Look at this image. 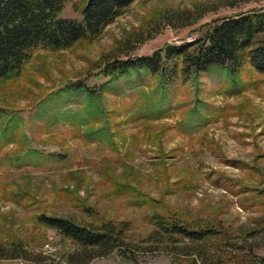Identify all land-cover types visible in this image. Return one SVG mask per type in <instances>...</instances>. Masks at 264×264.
<instances>
[{
	"label": "rangeland",
	"instance_id": "rangeland-1",
	"mask_svg": "<svg viewBox=\"0 0 264 264\" xmlns=\"http://www.w3.org/2000/svg\"><path fill=\"white\" fill-rule=\"evenodd\" d=\"M82 8L70 0L60 17L81 21ZM261 11L264 0H136L1 79L0 264H71L81 246L42 216L128 224L132 260L90 264H264V75L248 60L188 72L163 54L150 70L116 69ZM160 220L226 236L193 243Z\"/></svg>",
	"mask_w": 264,
	"mask_h": 264
},
{
	"label": "trees",
	"instance_id": "trees-1",
	"mask_svg": "<svg viewBox=\"0 0 264 264\" xmlns=\"http://www.w3.org/2000/svg\"><path fill=\"white\" fill-rule=\"evenodd\" d=\"M68 1L0 0V80L19 73L39 46L68 48L80 40L98 35L112 18L136 0H82L81 21L60 17ZM207 27L203 37L193 42L167 47L165 51L156 53L153 59H139V64L119 62L116 69L123 73L131 68L146 67L150 70V63L161 61L163 54L167 59L181 60L188 72L201 73L226 64L238 69L248 60L257 72L264 75V11L241 14ZM40 220L81 246V251L70 257L71 264H90L94 259L114 252L132 260L133 255L140 250L130 244L125 236L128 224L106 223L101 227H93L55 217L42 216ZM157 229L193 243L209 242L226 236L217 229L191 230L166 220H160ZM223 245V249L231 248L234 254H238L236 245L231 244L229 239ZM2 257H7L4 252ZM247 258L248 255L242 257V262ZM193 263L197 264V260L194 259Z\"/></svg>",
	"mask_w": 264,
	"mask_h": 264
}]
</instances>
